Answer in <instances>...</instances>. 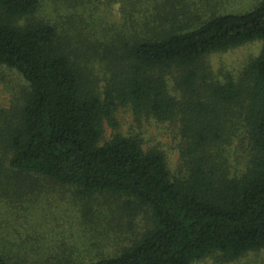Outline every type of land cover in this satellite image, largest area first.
Here are the masks:
<instances>
[{
    "label": "trees",
    "instance_id": "trees-1",
    "mask_svg": "<svg viewBox=\"0 0 264 264\" xmlns=\"http://www.w3.org/2000/svg\"><path fill=\"white\" fill-rule=\"evenodd\" d=\"M153 1V15L112 38L109 74L100 77L84 49L40 18L41 0H0V66L27 84L0 127V172L41 175L83 197L123 198L152 221L115 256L49 264H195L210 256L230 264L264 249V0L197 23L178 20L177 0L146 5ZM252 42H261L260 53L238 75H212L207 57ZM121 106L135 118L178 123L182 176L138 137L102 143ZM0 264H12L2 252Z\"/></svg>",
    "mask_w": 264,
    "mask_h": 264
},
{
    "label": "rangeland",
    "instance_id": "rangeland-1",
    "mask_svg": "<svg viewBox=\"0 0 264 264\" xmlns=\"http://www.w3.org/2000/svg\"><path fill=\"white\" fill-rule=\"evenodd\" d=\"M177 1L178 20L186 22L191 16L197 23L212 13L249 10L260 0ZM147 2L41 0L39 16L54 23L77 48L84 49L90 55L89 66L95 64V71L105 77L111 63L106 48L114 43L115 35L126 31L123 28L134 27L136 18L141 22L140 18L153 15L154 1L150 8ZM128 15L135 16L131 23ZM260 50L261 42H252L214 53L205 62L212 75L221 79L228 73L238 75ZM26 89L17 71L0 66V127L6 115L20 107ZM115 119V128L104 124L102 143L115 134L138 137L144 148L156 147L165 152L172 174H184L177 122H158L148 116L135 118L128 106L119 107ZM237 152L243 154L240 148ZM230 154L232 157V151ZM123 202V198L109 195L83 197L76 187L33 173L0 172V252L12 264L90 262L115 256L131 246L152 223L147 211L132 212ZM195 264L220 263L210 256ZM230 264H264V249L248 252Z\"/></svg>",
    "mask_w": 264,
    "mask_h": 264
}]
</instances>
